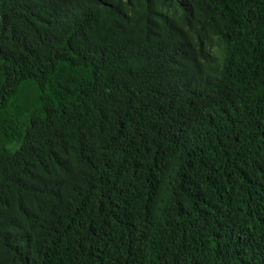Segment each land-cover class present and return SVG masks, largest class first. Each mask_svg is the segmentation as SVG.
I'll return each instance as SVG.
<instances>
[{
	"label": "trees",
	"instance_id": "trees-1",
	"mask_svg": "<svg viewBox=\"0 0 264 264\" xmlns=\"http://www.w3.org/2000/svg\"><path fill=\"white\" fill-rule=\"evenodd\" d=\"M0 264H264V0H0Z\"/></svg>",
	"mask_w": 264,
	"mask_h": 264
}]
</instances>
